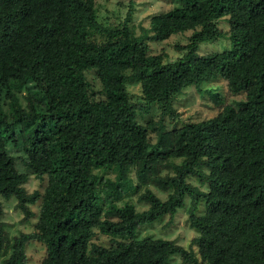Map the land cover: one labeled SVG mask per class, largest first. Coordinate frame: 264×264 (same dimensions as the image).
<instances>
[{
	"label": "trees",
	"instance_id": "trees-1",
	"mask_svg": "<svg viewBox=\"0 0 264 264\" xmlns=\"http://www.w3.org/2000/svg\"><path fill=\"white\" fill-rule=\"evenodd\" d=\"M174 1L149 17V33L140 36L101 25L93 0H0V195L14 197L23 220L39 198L32 230L10 237L0 203V264H25L30 240L43 246L37 264H264V0ZM224 15L228 48L196 52L198 42L220 35L214 20ZM185 30L191 34L180 57L162 62L147 53L146 40ZM86 70L99 83L98 97ZM215 77L244 97L170 129L136 120L151 102L170 113L182 88ZM130 82L142 103L129 99ZM147 129L156 131L154 142ZM8 143L20 145L33 176H45L41 193L23 189L27 175L14 167ZM171 157L180 161L168 163ZM161 168L172 173L159 175ZM107 169L113 179L94 171ZM147 183L169 192L159 199L144 188L137 199L146 207L138 211L115 205L125 190ZM185 198L197 255L172 239L134 236ZM94 229L110 244L91 242Z\"/></svg>",
	"mask_w": 264,
	"mask_h": 264
},
{
	"label": "rangeland",
	"instance_id": "rangeland-1",
	"mask_svg": "<svg viewBox=\"0 0 264 264\" xmlns=\"http://www.w3.org/2000/svg\"><path fill=\"white\" fill-rule=\"evenodd\" d=\"M178 4L179 2L174 0H93L95 18L101 25L104 27H119L125 25L134 35L140 36L149 33L147 32V27L149 17L152 14L165 11ZM214 23L219 29L220 35L211 40L198 42L195 47L196 52L201 54L228 48L229 41L227 37L228 26L226 23V15L215 19ZM190 34L191 30H185L170 34L167 38L160 41L146 40L147 53L159 54L162 62L173 61L183 54L184 50L179 47L187 43ZM92 37L97 40L100 39L97 34H92ZM84 75L90 84L93 96L98 97L100 95V87L97 79L91 70H86ZM125 87L131 101L142 103L138 84L130 82ZM243 97V92H229L225 80L222 78H210L201 81L196 86L188 85L182 88L179 93L175 94L171 99L170 113H160L159 103L151 102L145 109L136 110V120L141 124L152 120L155 125L161 123L165 129H170L171 127H178L184 123L197 122L211 117L224 104H233L236 100L242 99ZM18 98L20 103L23 104L22 94H18ZM146 131L148 140L154 142L156 131H151L150 129ZM5 148L7 153L14 158V167L16 170L27 175L26 181L22 184L23 189L26 192L35 189L41 193L46 180L45 176L36 178L25 167L23 164L25 155L19 144L11 145L8 143ZM167 161L168 163H178L180 159L171 157ZM94 171L103 179L114 178V172L110 169ZM171 173L168 168H161L158 172L159 175ZM127 179L132 185L137 183L132 169L127 172ZM185 180L200 190L205 189L203 182L194 177H187ZM144 188L149 189L159 199H164L169 192V190L162 191L149 183L139 184L137 188L125 190L120 198L114 201L115 205L129 202L136 211L144 209L146 205L137 199L138 194ZM0 203L2 206L1 220L4 222V228L9 237L17 234L19 231L27 232L32 230L39 205V198L35 202L28 204L32 215L25 220L22 219L20 211L15 208V199L13 196L4 198L0 195ZM186 207L187 201L185 198L183 206L176 208L173 213H165L155 220L143 222L138 225L134 229V236L140 238L148 235L151 237L172 239L184 248L190 247L193 253L197 255L196 246L192 244L189 246V240L195 235V232L185 222ZM201 208V203H198L195 212H201ZM90 241L102 246H107L111 242L109 236L99 233L96 229H94ZM24 253L26 257L25 264H37L43 255V246L37 241L30 240L24 245ZM170 260L172 263L179 261L176 256H171Z\"/></svg>",
	"mask_w": 264,
	"mask_h": 264
}]
</instances>
